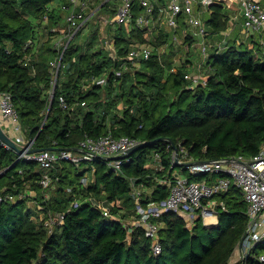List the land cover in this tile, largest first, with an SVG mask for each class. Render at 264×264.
<instances>
[{"label": "trees", "instance_id": "16d2710c", "mask_svg": "<svg viewBox=\"0 0 264 264\" xmlns=\"http://www.w3.org/2000/svg\"><path fill=\"white\" fill-rule=\"evenodd\" d=\"M55 1L0 0V93L12 94L25 140H34L33 148L73 152L87 136L107 134L148 145L127 155L119 171L103 159L82 168L60 160L48 171L52 182L44 188L45 170L0 141V195L7 197L0 206V264H228L248 226L247 203L236 187L216 197L215 225H207L199 215L189 228L182 216L164 214L159 220V255L142 228L129 232L124 221L135 218V187L144 191L142 204L149 205L168 197V185L161 181L173 179L177 168L189 180L209 177L190 175L175 165L177 157L204 162L259 154L264 144V35L240 28L227 45L217 48L231 16L224 3L213 1L203 16L212 46L207 82L192 88L185 75L193 62L166 73L178 45L173 31L161 28L147 41L138 22L145 13L139 3L132 22L106 26L100 16H113L120 0L102 6L105 0H91L90 13L96 12L70 42L64 57L70 69L60 76L48 108L50 63L57 55L58 37L52 30L65 20L61 7L51 8ZM180 23L176 36L191 48L197 39L184 34L186 24L182 19ZM111 40L117 59L104 49ZM145 44L154 49L167 44L169 53L160 57L155 51L139 68L124 70V58ZM92 76L107 77V85L86 90L83 86ZM86 177L91 182L82 187ZM99 202L113 203L117 218L104 216ZM57 214L63 215L62 222ZM261 253L264 244L256 251Z\"/></svg>", "mask_w": 264, "mask_h": 264}, {"label": "built area", "instance_id": "2783aa9c", "mask_svg": "<svg viewBox=\"0 0 264 264\" xmlns=\"http://www.w3.org/2000/svg\"><path fill=\"white\" fill-rule=\"evenodd\" d=\"M213 1L215 0H121L113 17L100 16V20L106 26L130 23L134 18V6L139 3L145 9V13L138 18V22L147 31V33L145 32L147 38L151 28H156L159 25L173 31L175 33L174 42L178 43L176 31L181 26L180 19L182 18L184 20L186 18L187 23L198 29L199 36L202 38L207 36L208 32L200 19L198 7L207 9ZM218 1L224 3L226 7L239 2L243 10L244 28L247 33L264 35V0ZM160 5L163 6L160 7ZM61 8L65 11L64 24L54 27L52 30L58 34V37L55 40L57 55L50 63L52 81L48 108L52 105L60 76L70 69V65L64 61L70 42L86 28L87 21L96 12L93 10L90 13V0H67L65 4L61 5ZM104 49L111 52L113 58L117 59L115 40L108 42ZM201 52L205 58L208 57V48L204 43L201 46ZM152 55L153 50L150 47L137 45L124 58L122 67L124 70H127L129 66L137 69L142 62L150 60ZM120 74L119 71L116 72L117 76ZM185 79L191 83L192 88L207 82V78L201 73V70L187 73ZM107 82V77L92 76L83 87L86 90L92 86L105 87ZM59 101L64 109L68 108L64 97H60ZM82 106H85V103H82ZM0 114L3 121L9 122L15 132L23 134L20 116L16 111L13 96L9 92L0 93ZM23 140L24 138L20 139V142ZM33 143L34 140L27 142L24 149L27 151L32 149ZM140 143L136 138L129 136L114 137L112 134L99 138L87 136L80 142L77 152L45 150L40 153L28 154L26 151L20 158H23L25 162H37L45 170L41 184L44 188H48L52 182L48 171L52 170L60 160L72 162L82 168L85 163L92 164L97 159H103L108 162L111 168L119 171L127 152ZM3 145L9 148L6 144L3 143ZM179 163H188L183 167L190 175H208L215 180L211 181L210 178H207L202 181H194L189 180L186 176L175 174L173 179L161 181L168 185V197L161 202L149 205L142 204L144 191L135 187L133 189L136 205L135 218L128 222L124 221L125 226H130L129 232H132L133 227L142 228L151 239L154 253L159 255L163 250L160 242L161 224H159V220L164 214L175 213L182 216L189 228H192L199 215H202L208 225L205 215L214 213L217 215L216 209L219 203L216 197L227 193L232 187H236L241 191L247 203L248 226L244 241L239 243L228 264H248L249 259L264 263V254H256L258 247L264 244V144L259 154L250 159L237 156L215 161H179ZM89 182H91L90 179L84 178L82 187H85ZM5 199L7 197L0 195V206L5 202ZM91 200L87 199L86 201L91 202ZM97 205L104 216L111 219L117 218L111 211L113 203L106 205L104 202H99ZM63 218L62 214H57V219L60 222L63 221Z\"/></svg>", "mask_w": 264, "mask_h": 264}, {"label": "crops", "instance_id": "0c3cea01", "mask_svg": "<svg viewBox=\"0 0 264 264\" xmlns=\"http://www.w3.org/2000/svg\"><path fill=\"white\" fill-rule=\"evenodd\" d=\"M109 1V0H108ZM107 0H105V2H103L102 4H101V6L102 5H104L105 3H107L108 2ZM67 2V0L66 1H64V0H57V1H55L54 3H52L51 4V8H55V9H57V8H60L61 7V5L62 4H65ZM113 2H111V6H114V4H112ZM120 3H121V0H120V2L118 3V4H115V7H116V9L120 6ZM90 5H92L91 4V0H90ZM163 5H160V7H162ZM100 8V7H99ZM227 9L229 10L228 12L230 13V16H231V20H230V28L228 29V31L225 33V37H224V39L218 44L217 43V48H222V47H224L225 45H227V40H229L233 35H235V33L237 32V30L238 29H244V22H243V19H244V14H243V10H242V7H241V5H240V3L239 2H235L234 4H232L231 6H229V7H227ZM198 11L200 12V19H201V21H202V23H203V25H204V27H205V22H204V20H203V16H205L206 14H207V9H204V8H202V7H198ZM102 16H104V15H102ZM107 17H113V16H107ZM182 22H184L186 25H183V31H184V34H188V35H191V36H195L196 37V39L197 38H199V40L197 39V41H196V43H194L193 44V46L195 47V46H197L198 44L199 45H201L202 46V44L204 43L206 46H207V48H208V50H210L209 52H208V57L207 58H205L204 56H203V53L200 51V49H199V51H197V53L198 54H196V53H191L190 51V49L193 47H191V48H188V46H186V48H188V54H190V57H189V59L187 60V61H191V62H193L192 60H194V61H197L198 62V57L200 56V60H203V61H205V59L208 61V59H209V57H210V54H211V41H209V38H208V35L210 34L209 33V31L207 30V28H206V30H207V32H208V34H207V36H205L204 38H202L201 36H199L198 34V29L197 28H195L194 26H191L189 23H187V19L185 18V20H184V18H182ZM48 23V20L47 19H45L44 21H43V24L44 25H46ZM63 24H64V21H63ZM62 24V25H63ZM181 27V26H180ZM190 28H194V31L192 30V29H190ZM145 32L147 33V31L145 30ZM40 33H43V31H41ZM40 33H39V35H40ZM145 33V34H146ZM145 38L147 39V41H149V36H148V38H147V34L145 35ZM178 42H179V39H178ZM181 43V42H180ZM177 44V43H176ZM145 45H147L148 47H150L152 50H153V54H154V52L156 51V53L160 56V57H163V55H165V54H168L169 53V50H168V48H167V50H165L163 53H165V54H163V53H160L159 51H158V49H154L152 46H150V45H148V44H145ZM215 46V45H214ZM177 51L178 50H176V51H174V52H172V54L174 55H176L177 54ZM193 63H195V62H193ZM205 63V62H204ZM200 64V63H199ZM205 65H207V62H206V64ZM177 71V70H176ZM175 71V68H173V67H171V66H166V73H167V75H168V73H173V72H176ZM190 72H196V70L195 69H193V68H191L190 70H189ZM0 123H1V126H2V128H3V130L5 131V133L12 139V140H14L15 141V143L18 145V147L19 148H25L26 146H27V141L25 140V137H24V135L23 134H19V133H17V132H15L14 131V129H13V127L11 126V124L9 123V122H4L3 121V118H2V116H1V114H0ZM5 125H8V130H6L4 127H5ZM10 128H11V130H10ZM24 138V140L22 141V142H20V139H23ZM175 174H178V175H182V176H185L183 173H181V171H180V173H176L175 172ZM208 178H210L211 179V181H214L215 180V178H212V177H208ZM208 223V225L210 224H217L218 223V217H216V219L214 218H211V220L209 221V222H207Z\"/></svg>", "mask_w": 264, "mask_h": 264}, {"label": "rangeland", "instance_id": "374dc122", "mask_svg": "<svg viewBox=\"0 0 264 264\" xmlns=\"http://www.w3.org/2000/svg\"><path fill=\"white\" fill-rule=\"evenodd\" d=\"M160 24H161V22H160ZM161 28H164V27H160L159 25H157V27L156 28H151V31H150V33H149V40H151L152 38L154 39V38H156L159 34H160V29ZM190 29H192L193 31H194V28H190ZM79 39V38H78ZM198 40H199V38H197ZM178 45H176V50H178L177 51V54L175 55H173L174 57L172 58L173 59V61H172V65H169V66H171V67H173V68H175V71L177 70L178 71V69L179 68H181V66H183L184 64L185 65H188L189 66V64L187 63V60L189 59V57H190V54H188V48H186V46H184V45H182L181 43H180V41L177 43ZM169 46L166 44V45H164V46H161V47H159V49H158V51L160 52V53H163L165 50H167V48H168ZM199 49H200V51H201V45H197V46H193L190 50V52L191 53H196V54H198L197 53V51H199ZM210 50H208V52H209ZM163 54H165V53H163ZM163 57H164V55H163ZM172 59H169V60H172ZM198 59V62L197 61H194V60H192L193 62H195V63H193L192 65H190V67L188 68V69H191V68H193V69H195L196 70V72L197 71H199V70H201V73L203 74V75H205L206 73H207V66L205 65L206 64V62H207V60L205 59V61H203V60H200V56L197 58ZM205 62V63H204ZM200 63V64H199ZM168 66V67H169ZM201 68V69H200ZM190 71H188L187 73H189ZM6 130H8V125H5V127H4ZM10 130H11V128H10ZM180 171H181V169H179V168H177L176 170H175V172L176 173H180ZM27 194L28 195H31V196H34L35 195V193L34 192H32V191H27ZM216 203H217V201H216ZM29 204L31 205V206H33L34 205V203L33 202H29ZM214 210H215V207H214ZM215 212V211H214ZM205 217H206V222H209L210 220H211V218H215L216 219V217H217V215L214 213L213 215H211V214H206L205 215ZM40 218H42V214H40ZM129 221V220H128Z\"/></svg>", "mask_w": 264, "mask_h": 264}, {"label": "water", "instance_id": "95a60500", "mask_svg": "<svg viewBox=\"0 0 264 264\" xmlns=\"http://www.w3.org/2000/svg\"><path fill=\"white\" fill-rule=\"evenodd\" d=\"M0 141L4 144H6L10 149L14 150L19 158L21 157V155H23L27 150L24 148H19L18 145L15 143L14 140H12L3 130L1 123H0ZM146 145H148V143H140L139 145H137L136 147L132 148L131 150H129L127 152V155H132L134 153H136L137 151H139L141 148L145 147ZM46 149H39V148H32L30 150L27 151L28 154H35V153H40L42 151H45ZM175 165H188V163H179V158H176V164ZM214 225V224H211ZM245 237L243 238L242 241H244Z\"/></svg>", "mask_w": 264, "mask_h": 264}]
</instances>
